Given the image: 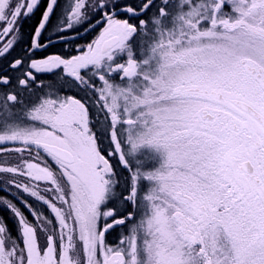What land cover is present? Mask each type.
<instances>
[{
    "label": "snow or ice",
    "instance_id": "obj_1",
    "mask_svg": "<svg viewBox=\"0 0 264 264\" xmlns=\"http://www.w3.org/2000/svg\"><path fill=\"white\" fill-rule=\"evenodd\" d=\"M0 264H264V0H0Z\"/></svg>",
    "mask_w": 264,
    "mask_h": 264
},
{
    "label": "trees",
    "instance_id": "obj_2",
    "mask_svg": "<svg viewBox=\"0 0 264 264\" xmlns=\"http://www.w3.org/2000/svg\"><path fill=\"white\" fill-rule=\"evenodd\" d=\"M95 35H96V33H92V34L88 37V39L93 38Z\"/></svg>",
    "mask_w": 264,
    "mask_h": 264
},
{
    "label": "flooded vegetation",
    "instance_id": "obj_3",
    "mask_svg": "<svg viewBox=\"0 0 264 264\" xmlns=\"http://www.w3.org/2000/svg\"><path fill=\"white\" fill-rule=\"evenodd\" d=\"M109 239H112V237H109Z\"/></svg>",
    "mask_w": 264,
    "mask_h": 264
},
{
    "label": "rangeland",
    "instance_id": "obj_4",
    "mask_svg": "<svg viewBox=\"0 0 264 264\" xmlns=\"http://www.w3.org/2000/svg\"><path fill=\"white\" fill-rule=\"evenodd\" d=\"M113 238V237H112Z\"/></svg>",
    "mask_w": 264,
    "mask_h": 264
}]
</instances>
